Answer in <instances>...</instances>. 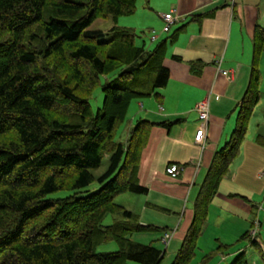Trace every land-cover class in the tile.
<instances>
[{
	"label": "trees",
	"instance_id": "obj_1",
	"mask_svg": "<svg viewBox=\"0 0 264 264\" xmlns=\"http://www.w3.org/2000/svg\"><path fill=\"white\" fill-rule=\"evenodd\" d=\"M137 2L0 0V264L162 263L165 250L132 235L167 229L142 224L114 198L146 193L137 173L149 131L180 120L153 123L139 117L125 142L115 140V130L134 100L160 97L169 78L163 63L167 46L187 22L152 49L137 45L134 28L116 25L118 17L135 13ZM99 17H112L114 24L107 31L88 29ZM263 49L264 28L256 25L249 81L234 128L214 152L171 264H190L208 207L238 155L260 99ZM199 63H190L195 74L201 72ZM107 75L113 77L101 82ZM97 86L103 100L94 112L89 99ZM104 156L109 163L98 177L100 186L88 191L96 179L91 170ZM60 191L72 193L49 196ZM107 213L116 217L103 225ZM248 237V230L240 235ZM109 241L116 250L96 251ZM250 243L262 254L255 238ZM229 264H249L246 251Z\"/></svg>",
	"mask_w": 264,
	"mask_h": 264
},
{
	"label": "crops",
	"instance_id": "obj_2",
	"mask_svg": "<svg viewBox=\"0 0 264 264\" xmlns=\"http://www.w3.org/2000/svg\"><path fill=\"white\" fill-rule=\"evenodd\" d=\"M136 11L141 15L140 25L131 26L147 29L151 42L165 38L187 22L176 40L167 46L163 63L169 70V78L166 86L158 90L160 97L152 95L130 105L134 120L137 117L153 123L180 120L169 128L151 127L137 173L139 183L147 191L134 196V206L130 209L138 214L142 224L173 230L167 245L162 242L164 233L158 232L163 248L156 245L165 250L161 264H171L191 222L193 202L214 152L234 128L237 109L249 81L254 30L256 25L264 28V0H234L232 4L226 0H148L141 2ZM170 11L176 21L168 32H163L162 14ZM191 62H200L199 74L192 72ZM258 65L260 99L238 155L208 207V223L218 218H224L222 223L253 218L256 207L253 182L264 177V49ZM222 71L229 73L224 75ZM204 98L209 100V111L200 144L194 140L199 126L195 106ZM169 164L181 167L176 177L166 173ZM253 219L250 224L259 226L260 222ZM246 230L244 224L241 231ZM252 234L254 238L256 234ZM144 235L139 234L136 240L144 237L153 240L154 236Z\"/></svg>",
	"mask_w": 264,
	"mask_h": 264
},
{
	"label": "rangeland",
	"instance_id": "obj_3",
	"mask_svg": "<svg viewBox=\"0 0 264 264\" xmlns=\"http://www.w3.org/2000/svg\"><path fill=\"white\" fill-rule=\"evenodd\" d=\"M141 2H144V0H138L137 4L140 5ZM140 17L141 15L138 13V11H135V13L132 15L118 17L119 23L116 25L133 28L131 25H140L139 24ZM113 24H114V20L112 17H106V18L99 17L92 22V24L88 27V29L90 30L99 29L102 31H107ZM135 31L139 36L136 38L137 45H141L144 42L147 48L152 49L158 43V41L151 42L149 40V32L147 29H143V30L135 29ZM112 77L113 75H107V77L102 76L101 82L105 81V79L107 78L109 79ZM89 100H90L91 108L95 112L97 108L102 105L103 93L101 90V86H97L94 89ZM133 118H134V112L131 111V106H130L128 109L126 119L121 124H119L115 130L116 141L125 142L128 136L129 129L135 125V122L139 117L135 118V120ZM108 163H109L108 157L104 156L101 165L98 168L91 170V172L96 177V179L88 187H86L88 191H94L100 186L98 177L101 176L107 170ZM263 186H264V177L260 181L253 182V188L256 193L253 198L254 205L256 206L252 215L254 219L251 218L250 216L247 220H242L241 218H238L235 219V221L229 220L228 222L225 223H222L224 218H218L211 223L205 222L202 234L200 235L201 237L199 236L196 242L195 254L190 264H229L235 257V253L242 250L246 251V256L249 264H264V190H262ZM71 193H72L71 191H60L50 194L49 196L54 198H61ZM134 196H136L135 193H130V192L122 193L114 198V202L130 210L132 209V206H134L132 204L134 201ZM114 217L116 216L111 213H107L104 219L102 220V224L103 225L110 224L113 221ZM252 219L255 221L258 220L260 222V225L259 226L257 225L255 227L253 226L254 227L253 228L250 224ZM244 224L249 230V232L254 231L253 234L251 233L252 235L256 234L254 238L259 243L262 254L260 253L258 248L251 245L250 243L251 234H250V238L248 237V238L240 239V234L242 233L241 229ZM169 231L172 232L173 235V230H169ZM139 234H146L144 235L146 237H150V236L151 237L154 236V237L153 240H151V238H145V237L142 240H136ZM158 237H159L158 232H153V231L145 232V233H134L132 235V238L138 242L140 241L141 243L144 244H153L162 247L161 243L157 240ZM116 249H117V244L114 241L102 243L96 247L97 252L113 251Z\"/></svg>",
	"mask_w": 264,
	"mask_h": 264
},
{
	"label": "built area",
	"instance_id": "obj_4",
	"mask_svg": "<svg viewBox=\"0 0 264 264\" xmlns=\"http://www.w3.org/2000/svg\"><path fill=\"white\" fill-rule=\"evenodd\" d=\"M234 0H226L227 3L232 4ZM162 19L164 20V25L162 27L163 32H168L170 25L173 24L176 21L175 16L173 15V12L170 11L168 13L162 14ZM152 39H155L154 34L151 36ZM224 75L228 74L227 71H222ZM195 110L198 114V120H199V126L196 129L194 140L197 143H203L204 140V133H205V127L206 122L208 119V111H209V100L208 98H204L203 100L199 101L196 106ZM181 167H179L176 164H169L166 166L165 171L167 174H169L171 177H176L179 173ZM254 232V231H253ZM172 237V232L168 231L165 232L162 238V242L167 245Z\"/></svg>",
	"mask_w": 264,
	"mask_h": 264
}]
</instances>
